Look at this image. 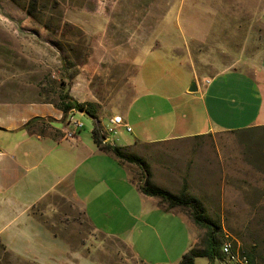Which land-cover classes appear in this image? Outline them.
Instances as JSON below:
<instances>
[{"label": "rangeland", "instance_id": "374dc122", "mask_svg": "<svg viewBox=\"0 0 264 264\" xmlns=\"http://www.w3.org/2000/svg\"><path fill=\"white\" fill-rule=\"evenodd\" d=\"M29 1L0 0V96L8 101L39 96L59 104L65 93L81 103L94 102L103 111L113 100L123 106L128 89L131 95L137 84V100L129 113L134 133L103 129L117 145L128 140L131 145L177 121L198 120L200 95L184 94L192 63L187 49L192 60L221 72L237 67L240 52L253 48L245 45L248 37L264 36V0H40L36 19L27 13ZM158 44L160 49L149 58L147 51ZM177 45L183 49L180 58L173 51ZM155 57L160 69L146 83L151 91L147 94L141 70L136 77L138 64ZM206 100L210 107L211 98ZM222 111L217 116L221 122L239 125L240 112ZM190 112L193 117L183 118ZM75 120L84 125L82 133L94 128L88 115H76ZM133 153L147 161L153 185L201 202L218 226L221 249L229 244L234 253H251L256 264H264V127L144 144ZM134 166L142 185V172ZM180 210L186 221L161 212L100 222L106 233L130 227L136 258L119 242L94 231L78 208L57 197L44 199L33 213L57 238L96 264H179L191 244L190 250H204L207 238L191 209ZM120 233L119 238L127 239ZM195 263L209 261L199 257ZM0 264L33 263L10 253L0 241ZM216 264L230 263L224 259Z\"/></svg>", "mask_w": 264, "mask_h": 264}, {"label": "crops", "instance_id": "0c3cea01", "mask_svg": "<svg viewBox=\"0 0 264 264\" xmlns=\"http://www.w3.org/2000/svg\"><path fill=\"white\" fill-rule=\"evenodd\" d=\"M245 45H252L253 48L249 52L247 48L240 52L236 60L238 66L221 72L216 71L215 65L205 66L192 60L187 49L192 63L189 64L191 75L184 94L200 95L198 100L203 102V109L198 120L177 121L170 129H150L151 132L145 133L144 139L136 138L131 145L130 140L117 145L116 141L107 137L106 142L134 154L136 147L144 144L192 140L210 134L264 127V36L257 34L248 37ZM159 47L160 44L151 47L147 51L148 57ZM182 50L178 45L173 49L177 58L183 54ZM159 61L155 57L138 64L136 77L141 75V70L142 85H146L144 92L147 94L151 91L146 83L153 82L152 78L160 69ZM206 80L210 83H206ZM194 84L197 91L191 92ZM136 90L137 84L133 86L131 95L128 89L125 102L120 107H123V114L117 100H113L103 111L98 109L97 120L102 131L112 127V119L121 114L131 128L129 113L137 100L134 98ZM224 93L228 95L227 100L219 96ZM208 97L211 98L210 107L206 100ZM14 98L8 101L0 96V241L10 253L33 264H96L57 238L33 213L38 204L52 196L78 208L94 231L119 242L131 251L134 258L136 256L130 247V227L124 231L106 233L101 230V221L120 220L119 216H126L128 220L130 217L149 218L161 212L185 220L180 208L170 210L160 198L144 195L140 191V176L136 174L135 166L119 160L110 152L101 151L94 143L93 129L89 133H82L83 127L76 131L74 138H67L68 118L64 120L58 103L39 96L23 100ZM222 108L233 114L240 112L238 126L220 121L217 116L223 113ZM192 112L183 114V118L193 117ZM70 114L74 119L76 115H86L78 111ZM35 119H52L54 123H49L45 135L38 132L31 134L24 128ZM68 129L74 130L72 126ZM118 129L125 130L127 134L134 133L132 128L130 133L124 127ZM120 232L126 234L127 239L119 238L122 236ZM190 238L192 242V236ZM139 263L145 264L142 261Z\"/></svg>", "mask_w": 264, "mask_h": 264}, {"label": "trees", "instance_id": "16d2710c", "mask_svg": "<svg viewBox=\"0 0 264 264\" xmlns=\"http://www.w3.org/2000/svg\"><path fill=\"white\" fill-rule=\"evenodd\" d=\"M39 2L40 0L29 1V8L27 9V13L33 19H36L35 17L37 15ZM58 106L61 108V110L64 113V120L69 117L70 112L73 110L78 112H83L95 120L96 124L94 125L92 131L94 143L101 151L110 152L114 154L119 160L136 165L141 170L144 180L148 178L147 187H144V183L140 185V191L144 195L160 198L163 202L168 204V209L170 210L174 208L191 209V214L194 223L198 225L200 228L207 230L205 249L204 250L191 249L183 256L179 264H196L195 260L199 257L207 258L209 264H216L218 260L223 261L224 259H226L222 254V249H221L222 243L219 240L218 226L206 216L205 208L203 207L201 202L195 198H187L184 196L173 195L166 189L153 185L149 181L151 176L150 167L147 161L143 157L134 154H128L123 150V148L108 144L106 142L105 136L103 135V131L100 126V123L97 120V111L99 107L96 104L79 103L69 94L64 93L60 95V102ZM49 123H54V120L35 119L29 122L24 129L30 132L31 134H36L38 132L41 135H45L49 127L48 126ZM251 129H247V130H251ZM69 205L73 207L72 204ZM243 254L249 258L250 264H256L255 257L253 256V254L251 253H243Z\"/></svg>", "mask_w": 264, "mask_h": 264}, {"label": "built area", "instance_id": "2783aa9c", "mask_svg": "<svg viewBox=\"0 0 264 264\" xmlns=\"http://www.w3.org/2000/svg\"><path fill=\"white\" fill-rule=\"evenodd\" d=\"M206 83H210L209 80H206ZM72 112H75V111L73 110V111H71V113ZM111 122H112L113 126L108 129L109 132H113V131L117 130L118 128H121V127H124L127 130V132H129V133L132 132V129L124 122L123 116H121V115L115 116ZM66 126L68 128H69V126H72L74 128L73 131L68 129V128L65 131V136L67 138H70V139L74 138L76 136V131H78L84 127V125L82 123L77 122L74 119L72 114L69 115V117L66 121ZM222 254L229 261L230 264H250V260L246 255L234 253L229 244H225L223 246Z\"/></svg>", "mask_w": 264, "mask_h": 264}, {"label": "water", "instance_id": "95a60500", "mask_svg": "<svg viewBox=\"0 0 264 264\" xmlns=\"http://www.w3.org/2000/svg\"><path fill=\"white\" fill-rule=\"evenodd\" d=\"M191 92H196L197 91V87L196 85L194 84L191 89H190ZM148 186V178L145 179L144 181V187H147Z\"/></svg>", "mask_w": 264, "mask_h": 264}]
</instances>
